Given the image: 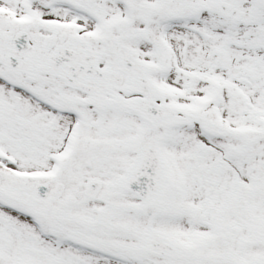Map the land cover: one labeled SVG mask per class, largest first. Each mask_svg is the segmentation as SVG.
Instances as JSON below:
<instances>
[{
  "label": "snow or ice",
  "instance_id": "snow-or-ice-1",
  "mask_svg": "<svg viewBox=\"0 0 264 264\" xmlns=\"http://www.w3.org/2000/svg\"><path fill=\"white\" fill-rule=\"evenodd\" d=\"M0 264H264V0H0Z\"/></svg>",
  "mask_w": 264,
  "mask_h": 264
}]
</instances>
